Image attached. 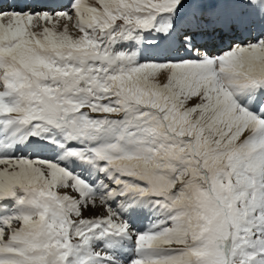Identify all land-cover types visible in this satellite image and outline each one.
Segmentation results:
<instances>
[{"label":"snow or ice","instance_id":"6c2138e0","mask_svg":"<svg viewBox=\"0 0 264 264\" xmlns=\"http://www.w3.org/2000/svg\"><path fill=\"white\" fill-rule=\"evenodd\" d=\"M34 7L0 10V264H264V0Z\"/></svg>","mask_w":264,"mask_h":264},{"label":"bare ground","instance_id":"6f19581e","mask_svg":"<svg viewBox=\"0 0 264 264\" xmlns=\"http://www.w3.org/2000/svg\"><path fill=\"white\" fill-rule=\"evenodd\" d=\"M1 1L5 5V7H7V3H9L11 6H14V5H17V4L28 3L30 5H35L33 10L36 11V12L49 11V12H52V13L63 11L62 10L63 7L67 5L66 3H60V0H7V1L6 0H0V4H1ZM54 1H58V2H54ZM8 10L9 9H5V11H8ZM37 21H41V20L34 19L32 24H34V23L36 24ZM4 22L5 23L7 22L6 17L4 18ZM65 22L66 21H61V26ZM43 23H45V22L43 21ZM68 23H69V29L72 30V31H75V29L72 27V23L71 22H68ZM137 223H138L140 228H143L148 223V221L145 220L141 216V217L137 218ZM138 225H137V227H138Z\"/></svg>","mask_w":264,"mask_h":264},{"label":"rangeland","instance_id":"374dc122","mask_svg":"<svg viewBox=\"0 0 264 264\" xmlns=\"http://www.w3.org/2000/svg\"><path fill=\"white\" fill-rule=\"evenodd\" d=\"M54 2H58V1H54ZM6 19H8V17H6ZM42 23H43V21H37L36 24L34 23L33 24V26L35 28L34 30L39 31L41 29V27L45 24V23H43V24ZM137 225H138V223H137ZM138 227H139V225H138Z\"/></svg>","mask_w":264,"mask_h":264}]
</instances>
